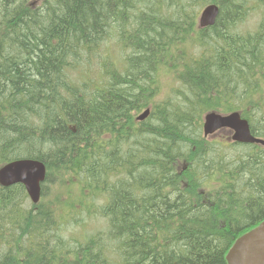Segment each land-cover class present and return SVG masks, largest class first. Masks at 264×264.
Returning <instances> with one entry per match:
<instances>
[{
  "label": "trees",
  "instance_id": "trees-1",
  "mask_svg": "<svg viewBox=\"0 0 264 264\" xmlns=\"http://www.w3.org/2000/svg\"><path fill=\"white\" fill-rule=\"evenodd\" d=\"M208 1L221 7L215 27L198 31L192 16L179 27L180 35H171L167 20L179 21L171 9L196 0H46L40 12L28 0H0V166L20 158L42 160L51 184L54 172L78 174V207L94 215L84 202L105 201L99 214L108 228L82 241L66 240L62 226L74 219L75 203L66 204L73 210L70 218L41 204L14 226L33 241L27 247L12 251L2 242L11 229L0 225V264H129V258L136 259L132 264H227L235 240L264 220V180L250 177L245 190L238 181L227 183L215 195L183 190L184 178L194 181L202 165L212 163L206 157L214 143L202 137L203 115L244 109L257 85L250 87L251 81L264 78V19L255 35L231 34L244 11L255 9L247 4L252 0H244L236 12L241 17L224 32L228 39H216L209 58L191 53L226 27L222 11L238 3L199 0L191 13ZM93 60H104L105 70ZM219 63L227 69L217 70ZM162 74L180 84L177 95L138 123L133 112L158 95ZM102 78L107 82L100 87ZM230 98L233 102L226 101ZM252 129L264 138V129ZM47 147L52 148L44 153ZM248 147L261 153L249 149L238 162L264 154L260 146ZM119 156L144 161L136 172ZM223 166L217 163L215 169ZM27 198L23 186L0 187V224L17 209L14 200ZM235 205L243 207L241 214ZM103 245L114 246L112 253L105 254Z\"/></svg>",
  "mask_w": 264,
  "mask_h": 264
},
{
  "label": "rangeland",
  "instance_id": "rangeland-1",
  "mask_svg": "<svg viewBox=\"0 0 264 264\" xmlns=\"http://www.w3.org/2000/svg\"><path fill=\"white\" fill-rule=\"evenodd\" d=\"M167 1H171V0H167ZM198 1L199 0H196V2L191 4L189 7H184L181 9H180V7H178L175 9H171V11L176 10L178 13V16H179V21L177 23H173L169 19L167 20V22H170L171 26H172L173 31H172L171 35H173V34L180 35V32L178 31L179 27L182 24L188 25V22L190 21V17H192V16L197 17L198 16L200 11L202 10V9L201 10L199 9L200 6L194 9V11L196 10L195 15H194V13H191L192 8L194 7V5ZM255 1L256 0H252V2H249L247 4L249 6H253V5H255ZM45 2H46V0H28V5H30V7L32 8L33 11L40 12L41 9L43 8ZM243 3H244V0H238V3L236 6H234L233 8H231V6H228L222 11V16L225 18V21L227 22L226 27H223L224 24H222L221 27L217 30L216 34H210L209 37L204 39L202 48L199 47L202 50L203 55H205L207 58H209V55H210V53H207V50L213 48L212 44H214L215 40L218 38H222V37L223 38L228 37V35L225 34L224 32L226 29L229 28V25L232 24L234 26L236 21L241 17V16L237 15L236 12L239 8L245 7ZM12 8H15V7H12ZM241 11H242V9H241ZM245 11H244V13H245L244 17L246 18L245 22L241 25H240V23L237 24L236 25V32L235 33L232 32L231 34L237 33V34L242 35V34H245L246 32H253V31H255L258 24H259V26L261 25L262 22L260 20H261L262 15H261L260 10L257 9V10H255L256 12L255 11L245 12ZM242 15H243V11H242ZM244 17H243V19H244ZM23 33H25V31H23V30L18 31L19 35H22ZM263 34L259 35L258 39H260V37ZM26 39L29 41V39H30L29 36H27ZM101 48H102V45L100 46V49ZM226 51L228 52V51H230V49H226ZM199 54H200L199 49L194 48L193 55L198 56ZM5 58H6V55L4 56V59ZM214 62H216V61L214 60ZM84 63H86V60L84 61ZM93 63H96V65L100 69L105 70L103 68L104 60H93ZM116 64H118V63L116 62ZM219 66L220 67L216 68L217 70L227 69V66L225 64L219 63ZM250 70L252 71L251 68H250ZM84 71H85L84 68H80L78 70V72H84ZM247 72H249V71H247ZM242 73H244V72H242ZM84 74H82V75H84ZM88 77L89 78L91 77V73L88 75ZM106 82H107V78H102L96 83V85H98L100 87L105 86ZM159 82H160L159 93H158V95H156L155 97H153L151 99L150 106H152V107L154 104L163 102V101L168 100V99H174L177 95L178 89L180 88V84L170 74H162L160 79H159ZM254 83H257L256 79L251 81L250 87H252V84H254ZM235 97H237L236 94H235ZM233 100L234 99L230 98L226 101L227 102H233ZM134 112H137V111H134ZM262 112H264L263 108L257 109L255 115L253 116L254 120H252V123H254L256 125V128H259V129H264V117L262 118V115H261ZM153 124H155V123H153ZM139 141L143 142L141 140V138L139 139ZM51 148L52 147L44 148L43 152L47 153ZM224 149L225 148H223V147H217V149H212L211 153L209 155H207L206 158L210 157L213 164L214 163L215 164H217V163L224 164L223 168L225 170H227V172L229 174H233L235 177L237 175L238 182H239L240 186L245 187V188H243L244 190L248 189L249 184L246 186V181L250 177L254 179L253 181L264 180V154H262L260 156V158L256 161H251V160H249L250 158L248 157V158L243 159V162H238V159L240 160L241 157H244L246 155L244 152L250 151L249 148L237 147L236 149H231V148L226 147L225 151H224ZM120 159H122L124 163L126 162V163L132 164V166L134 167L136 172L139 171V166L137 165V163L140 164L142 161H144V160L137 159V162H136V159L130 158V157L125 158V159L120 157ZM239 163H241L240 167L238 166ZM53 168H54V170L57 169L54 166H53ZM84 169H86V168H84ZM149 171L150 170H145V174H146L147 179L150 177ZM76 177H80V176L78 174H73V175L71 174V176L60 177L59 173L56 174L54 172L52 174V176L50 177V180H52V184L46 185V192L51 193V190L55 187H61L62 188L63 184H65L64 185V188H65L71 184L70 179H72L73 182H77ZM62 182H64V183H62ZM73 187H76V185L74 184ZM47 193H46V195H48ZM58 198L62 199V195L58 194L55 199H58ZM76 199H77V189L73 188L71 190L69 200H67L65 202H64V200H62V202H58V200H43L42 201V204H43L42 209H43V207L44 208L45 207L55 208L54 213L56 215L60 214L63 217L65 216V218H70L73 210L70 209L69 207H67L66 204H74L75 203V205H76L75 213L76 214L74 216V219L72 218V219H70L69 222H64L62 229H65V231L62 232L61 235L66 240H69L71 238H76V239L82 241L85 238L90 237L91 235H93L99 231H102L104 229V227L106 225V221L100 217L99 212H100L101 208L103 206H105V203L102 200H94V201L89 200L91 206L94 209L93 213H95V214L94 215H88L86 213V211L84 209H82L81 206L78 207V200H76ZM14 202L17 203V209H19L21 211V213H23V212L24 213L22 216H20V211H17V209H16L11 213V218L1 217L2 222L0 225L8 227L9 230L11 229L10 235H5V239L2 242L6 245H9L10 249H11L12 245H16V247H18V248H20V247L25 248L28 245H30L33 241L28 237L20 236L19 231L16 233L14 226H16L18 224L22 225L23 222L27 219V217H24L26 215V212L32 208L29 207L30 203L27 200H14ZM87 204H88L87 202H84V205H87ZM237 206L238 205H235L233 210L236 213V215H239V214H241L240 212H241V209L243 207L239 208ZM240 206H243V205H240ZM7 212L8 211L2 213V215H6ZM13 213L15 216H13ZM15 220H18L20 222H15ZM80 221H81V224L77 225V223H79ZM107 230H108V228L107 229L105 228L102 232H106ZM195 233L197 234L198 232H195ZM47 234L49 235V232H47ZM103 240L104 239H101V241H103ZM96 243H99V242H96ZM113 248H114V246H110V247H107L105 245L102 246V250L105 254L107 252H109L110 250H112ZM117 249L120 250L122 253H124L122 246H118ZM99 250H101V249H99ZM12 251H15V250H12ZM0 252H2V248L0 249ZM113 254H115V253H113ZM115 255H118V254H115ZM119 256L124 257V254H121V255L119 254ZM111 258L112 257H109V259H111ZM135 260L136 259H130L129 258L128 262H129V264L130 263L132 264V262H134ZM117 261H118V259H116V258L112 260L113 263H117Z\"/></svg>",
  "mask_w": 264,
  "mask_h": 264
},
{
  "label": "water",
  "instance_id": "water-1",
  "mask_svg": "<svg viewBox=\"0 0 264 264\" xmlns=\"http://www.w3.org/2000/svg\"><path fill=\"white\" fill-rule=\"evenodd\" d=\"M219 10L216 6H209L200 19L201 27L213 25ZM149 114L146 111L139 120H144ZM221 128H230L235 134L233 140L240 143L263 144L264 141L252 136L248 122L239 113L223 116L209 113L205 116L204 134L212 135ZM45 164L37 160H19L8 163L0 169V185L11 187L23 184L34 203L41 196V183L45 181ZM230 264H264V223L249 234L239 238L228 255Z\"/></svg>",
  "mask_w": 264,
  "mask_h": 264
}]
</instances>
